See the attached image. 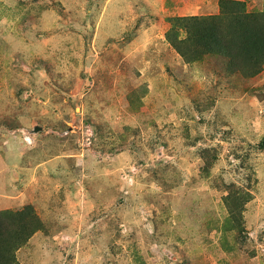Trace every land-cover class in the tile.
I'll return each mask as SVG.
<instances>
[{"label":"rangeland","instance_id":"obj_1","mask_svg":"<svg viewBox=\"0 0 264 264\" xmlns=\"http://www.w3.org/2000/svg\"><path fill=\"white\" fill-rule=\"evenodd\" d=\"M219 1L0 0V212L42 224L18 264H264V65L166 39Z\"/></svg>","mask_w":264,"mask_h":264},{"label":"trees","instance_id":"obj_2","mask_svg":"<svg viewBox=\"0 0 264 264\" xmlns=\"http://www.w3.org/2000/svg\"><path fill=\"white\" fill-rule=\"evenodd\" d=\"M216 16L171 19L166 39L187 63L204 56L230 59L246 76L258 74L264 65V12L248 13L236 0H220ZM185 33L178 37V31ZM8 227L1 220L8 221ZM42 224L31 206L18 213L0 212V264H18L15 252L40 230Z\"/></svg>","mask_w":264,"mask_h":264}]
</instances>
